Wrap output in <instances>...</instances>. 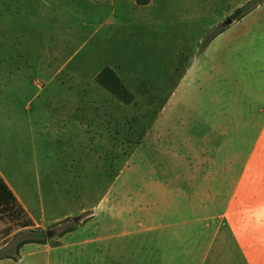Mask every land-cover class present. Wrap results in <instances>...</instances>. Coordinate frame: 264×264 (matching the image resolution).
<instances>
[{"label": "rangeland", "instance_id": "374dc122", "mask_svg": "<svg viewBox=\"0 0 264 264\" xmlns=\"http://www.w3.org/2000/svg\"><path fill=\"white\" fill-rule=\"evenodd\" d=\"M131 1L0 0V167L36 212L35 219L27 212L19 218L0 215V264H245L233 247L223 253L216 245L210 253L206 241H80L84 231L62 240L61 232L72 226L90 227L101 205L156 210L166 188L143 176L155 173L148 162L159 156L165 137L180 142L178 128L198 130L201 148L212 126L236 128L239 112H264V1L226 26L227 18L254 0H161L150 15L167 13L175 23L162 21L149 36L145 32L135 54L126 57L133 67L127 80L134 103L125 105L99 90L97 101L112 112L102 116L100 133L62 127L57 114H48L47 91L34 82L46 80L38 70L44 44L72 37L79 46L89 39V27L103 23L111 24L89 47L96 51L107 34L111 44L113 9L131 17ZM178 47L183 49L177 52ZM43 169L58 179L39 183ZM152 209L146 214L156 218ZM28 219L33 226L22 228ZM26 239L47 244L25 245L18 254Z\"/></svg>", "mask_w": 264, "mask_h": 264}, {"label": "crops", "instance_id": "0c3cea01", "mask_svg": "<svg viewBox=\"0 0 264 264\" xmlns=\"http://www.w3.org/2000/svg\"><path fill=\"white\" fill-rule=\"evenodd\" d=\"M160 3L161 0H152L147 6H138L132 2L131 17L113 9L112 15L117 20L113 24L112 43L108 44L107 34L104 36L107 41L99 44L94 52L89 47L91 40L111 23L89 27L92 29L89 39L79 46L72 37L62 42L48 40L44 44L43 65L38 70L44 73L46 80L41 84L37 78L34 82L40 92L47 91L48 114H57L62 127L74 125L88 131V135L100 133L102 116H111L112 112L104 111L97 101L96 91L100 90L103 96L108 93L97 83L96 77L104 68H112L130 89L127 78L132 75L133 67L129 68L132 62L126 57L131 58L141 46V39L149 36L147 32L162 21L167 26L175 23L167 13L150 15L160 9ZM120 40L127 43L121 45ZM94 44L98 47L97 40ZM73 47L75 49L71 50ZM179 48L175 50L179 52ZM236 121L237 127L232 129L225 126L221 131L212 126L202 138L201 148L197 146L199 131L192 127L178 128L174 135L179 136L180 142L172 143L164 138L159 156L148 162L157 172L143 176L144 181H155L166 188L162 195L164 202L155 207L156 210L151 207L156 218H149L146 212L151 209L146 206L101 205L92 227L67 233L62 240L72 239L84 231L83 237H78L80 241H206L208 250L212 246L210 253L216 245L221 246L223 253H230L233 247L245 264H264V112L254 109L243 114L241 111ZM91 122H94L92 126ZM49 124L54 127L53 123ZM58 138V135L53 138L51 145L55 139L59 141ZM64 139L67 142L70 138ZM46 169L37 172L39 183L58 179L54 178L57 174ZM0 174L27 214L35 219L36 212L7 182L1 167ZM39 205L45 211V196ZM238 256L235 262L240 261Z\"/></svg>", "mask_w": 264, "mask_h": 264}, {"label": "trees", "instance_id": "16d2710c", "mask_svg": "<svg viewBox=\"0 0 264 264\" xmlns=\"http://www.w3.org/2000/svg\"><path fill=\"white\" fill-rule=\"evenodd\" d=\"M152 0H135L138 6H147L151 3ZM264 0H254L248 2L243 7H240L234 13L232 19L237 20L257 8ZM97 83L111 95L117 98L120 102L125 105H131L135 101L134 93L124 84L118 73L112 68L103 69L96 77ZM26 213L25 209L19 203L14 192L8 186L6 181L0 174V215H8L15 218H19ZM33 226V220L28 219L23 225L22 228H29ZM76 230V226H72L61 232V236H64L67 233L73 232ZM39 244L46 245L45 240H35V239H26L22 241L17 247L18 254L22 247L28 244ZM8 259H13L18 261V258L6 257ZM1 259V258H0Z\"/></svg>", "mask_w": 264, "mask_h": 264}, {"label": "water", "instance_id": "95a60500", "mask_svg": "<svg viewBox=\"0 0 264 264\" xmlns=\"http://www.w3.org/2000/svg\"><path fill=\"white\" fill-rule=\"evenodd\" d=\"M232 23H233V19H231V18H227L224 24H225L226 26H228V25H231ZM76 221H78V220L76 219ZM51 235H52V233L49 232V233H48V236L50 237Z\"/></svg>", "mask_w": 264, "mask_h": 264}]
</instances>
